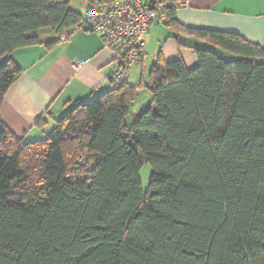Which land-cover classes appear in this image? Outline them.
<instances>
[{"label":"trees","instance_id":"16d2710c","mask_svg":"<svg viewBox=\"0 0 264 264\" xmlns=\"http://www.w3.org/2000/svg\"><path fill=\"white\" fill-rule=\"evenodd\" d=\"M70 3L0 0V111L22 73L12 53L57 44L81 19ZM177 10L164 25L198 65L159 54L131 125L129 83L78 101L42 140L0 117V264H264V44L183 26Z\"/></svg>","mask_w":264,"mask_h":264},{"label":"crops","instance_id":"0c3cea01","mask_svg":"<svg viewBox=\"0 0 264 264\" xmlns=\"http://www.w3.org/2000/svg\"><path fill=\"white\" fill-rule=\"evenodd\" d=\"M187 1L188 5L176 12L181 25L232 32L250 42L264 44V0ZM85 4V0H71L70 7L81 14ZM173 33L164 24L150 27L142 63L131 69L128 80L130 85L139 88V93L150 82V69L159 54L166 62L182 60L188 70L197 67L195 52L180 47ZM40 38L47 43L56 41L58 36L44 29ZM182 39L193 46H197L195 42L202 47L209 46L194 38ZM11 58L22 73L8 89L0 117L13 134L25 141L46 138L56 121L78 101L95 99L113 89L110 80L113 53L104 47L100 36L92 32H79L70 41H59L51 48L45 45L21 48L12 53ZM141 82L144 84L140 87ZM41 118L45 122L40 126Z\"/></svg>","mask_w":264,"mask_h":264},{"label":"built area","instance_id":"2783aa9c","mask_svg":"<svg viewBox=\"0 0 264 264\" xmlns=\"http://www.w3.org/2000/svg\"><path fill=\"white\" fill-rule=\"evenodd\" d=\"M78 24L60 34L61 42L85 31L100 36L104 47L113 53L114 87L128 84L130 71L142 63L146 37L151 26L165 24L171 8L188 5L187 0H85Z\"/></svg>","mask_w":264,"mask_h":264},{"label":"rangeland","instance_id":"374dc122","mask_svg":"<svg viewBox=\"0 0 264 264\" xmlns=\"http://www.w3.org/2000/svg\"><path fill=\"white\" fill-rule=\"evenodd\" d=\"M195 43H196L195 45H197L196 47H198V48L202 47L197 42H195ZM210 49L217 51L218 53H220L221 56H223L227 59H231L234 57L232 54L225 52L223 50H220L216 47L210 46ZM148 61H150V60H148ZM150 65H151V62H149L147 64V66H146L147 69H148V66L150 67ZM135 76H136L135 73H133V79ZM151 101H152V97L150 95V92L148 91L147 86H144V88L140 91L139 96H138L137 100L135 101V104L130 109V114L127 117V124L131 125L134 121L133 119L142 111V107H144L143 109H146L148 107V105L151 103ZM86 160H87V156L84 154V155H80V157H78L76 161L78 162V166H81L80 164H82V165L85 164ZM150 175H151V166L150 165H144V167L142 168V171H141V179H142V184H143L144 190L148 189Z\"/></svg>","mask_w":264,"mask_h":264}]
</instances>
